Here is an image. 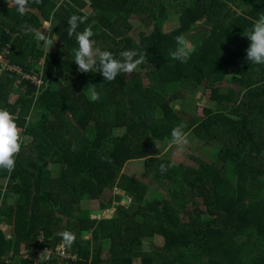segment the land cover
<instances>
[{
	"label": "trees",
	"instance_id": "16d2710c",
	"mask_svg": "<svg viewBox=\"0 0 264 264\" xmlns=\"http://www.w3.org/2000/svg\"><path fill=\"white\" fill-rule=\"evenodd\" d=\"M72 14L97 21L96 48L144 54L141 65L153 66L149 83L136 71L112 81L78 71V45L67 35ZM172 14L177 24L166 29ZM260 14L264 0H0V43L11 40L10 63L43 81L35 93L30 81L0 71V107L16 115L23 140L15 169H0V224L8 229H0V263L30 264L39 233L56 246L69 231L75 240L67 246L79 256L70 264H264V76L229 59L235 36L247 38ZM47 22L53 51L36 45V29ZM178 36L197 37L191 50L181 45L186 62L169 55ZM181 122L214 144L207 156L189 155L195 165L163 153ZM135 160L141 177L125 169ZM161 164L172 166L161 172ZM114 187L128 203L115 193L113 204ZM84 200L114 212L91 218ZM155 237L161 245L151 243Z\"/></svg>",
	"mask_w": 264,
	"mask_h": 264
},
{
	"label": "clouds",
	"instance_id": "9594fccd",
	"mask_svg": "<svg viewBox=\"0 0 264 264\" xmlns=\"http://www.w3.org/2000/svg\"><path fill=\"white\" fill-rule=\"evenodd\" d=\"M22 2L23 0H21ZM67 24V35L69 37L75 36L78 45L74 50V62L78 65L80 72H99L104 80L112 81L121 73L135 71L145 61V55L134 49L121 51L119 57L112 51L97 49L96 41L93 39L95 35L99 34V29L94 31L97 21L88 23L87 15L72 14ZM81 24H85V27L82 31H78ZM246 36L250 44L246 49L245 59L253 64L264 65V14H260L253 21L252 28ZM176 40L178 47L176 50L170 51L169 55L174 60L186 62L190 53L181 47L184 43V37L178 36ZM92 99L94 101L99 99V95L93 92ZM186 127V124L181 122L171 130L170 145L181 151L189 143V133L185 131ZM22 143L21 128L17 124L16 115L7 108L0 107V169L9 173L15 169V158L21 151ZM171 166V164H161V172L166 171ZM60 235L69 244L75 240L74 234L69 231H64Z\"/></svg>",
	"mask_w": 264,
	"mask_h": 264
},
{
	"label": "rangeland",
	"instance_id": "374dc122",
	"mask_svg": "<svg viewBox=\"0 0 264 264\" xmlns=\"http://www.w3.org/2000/svg\"><path fill=\"white\" fill-rule=\"evenodd\" d=\"M135 22V20H134ZM165 24V28L168 29V28H171L173 26H175L177 24V15L176 14H172L168 20L164 23ZM138 29V24L135 23V29L133 32H131V34L135 35V30ZM36 39H37V46L39 47H43V40H45V37L46 35L43 33H37L36 34ZM41 37H44L43 39ZM194 37H190V40L187 41L186 38H184L185 40V47L189 50H191L193 47H194V42L195 40L193 39ZM189 39V38H188ZM38 47V48H39ZM98 49V48H97ZM152 65H141L139 66L135 71L138 72L142 77H144V82L146 84H148V80L146 79V73L148 71H150L152 69ZM200 95H197V100L196 101H199L201 100L200 103L197 104V107H196V112L195 114H197L199 117H202L203 116V108L205 106L206 103H208V95H209V91L204 89V90H200ZM191 97V95H190ZM16 99V95H11L10 96V101H14ZM185 101H177L174 103V109L175 110H178L179 108H181L182 106V103H184ZM194 100L191 98L188 103H187V106L188 107H192L194 104H193ZM190 111H192L194 108H189ZM194 113V112H193ZM121 129H118L117 130V133L120 132ZM188 140H189V143L183 148V150H178L175 146H171L168 150L165 149V152L164 154L166 156H168L171 160L175 161V162H183V163H186L188 165H195V159H193L191 156L189 157V155H192V156H196L198 154L202 155V156H207V154L210 152H212L213 150L212 147L214 144L210 145V144H207L206 141L202 140V139H197L194 137L193 134L189 133V136H188ZM211 143V142H209ZM176 148V149H175ZM127 164L125 165V169L127 168ZM142 161H137L133 164H130V166L128 167V172L130 174H137V177H141L142 176ZM161 190H164L162 187H161ZM115 192H119V190L115 187L113 190H112V195L111 197L114 196V193ZM122 195L124 196V198H128L127 194H125L123 191H122ZM129 199V198H128ZM84 202V203H83ZM82 203V205L84 206V208H90L92 205H96L97 203L94 202L92 203L91 200H84ZM121 203H123L122 201H120ZM247 202V200H246ZM114 204V203H113ZM114 212V208L113 206H111L110 208H106L104 210V215L103 217H108V216H111ZM182 219L183 220H186V216H182ZM85 238H89V236H86ZM149 241L145 242V244H148ZM152 244H154L155 246H158V245H161L162 243V240L161 238L159 237H155L152 241H151ZM104 255H106V251H104Z\"/></svg>",
	"mask_w": 264,
	"mask_h": 264
},
{
	"label": "built area",
	"instance_id": "2783aa9c",
	"mask_svg": "<svg viewBox=\"0 0 264 264\" xmlns=\"http://www.w3.org/2000/svg\"><path fill=\"white\" fill-rule=\"evenodd\" d=\"M6 33H10L6 30ZM16 33L13 34L15 36ZM12 47L11 40L6 41L4 45L0 43V71H9L15 73L20 79L30 81L29 83L35 87V93L37 89L41 87L43 81L39 75L34 73H24L20 67L11 64L9 61L10 49ZM42 63V61H39ZM117 193V192H115ZM114 193V194H115ZM123 202V198L121 199ZM114 204L117 201H113ZM92 218L100 219L98 216H92ZM37 246L34 250L33 256L29 259L30 264H70L79 260L78 254L64 242L57 244L56 246H50L45 244V238L43 233H39L36 236ZM23 258H26L25 253H22ZM0 264H17L16 260L9 257L2 259Z\"/></svg>",
	"mask_w": 264,
	"mask_h": 264
},
{
	"label": "crops",
	"instance_id": "0c3cea01",
	"mask_svg": "<svg viewBox=\"0 0 264 264\" xmlns=\"http://www.w3.org/2000/svg\"><path fill=\"white\" fill-rule=\"evenodd\" d=\"M59 2H62V3H67V0H59ZM37 33H43V35L45 34L46 35V37H45V40H43V47H39V46H37V47H39L38 49H46L47 51H53V49H54V47L53 46H48V43H47V41H48V35H49V22H47V24H45V23H43V25L41 26V27H39L38 29H36V32H35V36H36V34ZM190 37L191 36H188L187 37V41H189L190 40ZM192 37H194L193 39L195 40V39H197V37L196 36H192ZM36 38V37H35ZM189 38V39H188ZM239 40H240V42H239ZM36 41H37V39H36ZM249 44H250V41H249V39L248 38H243V36H241V37H239V36H235V40H234V45H235V51H234V53H233V55H231L230 57H229V59H230V62L233 64V65H255L254 66V69H253V74H252V77L253 78H256V77H263L264 76V65H258V64H253V63H250L249 61H247L246 59H245V57H246V49L248 48V46H249ZM36 45H37V43H36ZM189 50V49H188ZM256 65L257 66H260V67H256ZM223 83H225V85H228V86H233L235 89H237L238 87L237 86H235V83H228V81L227 80H225V81H223ZM29 121H30V118H29ZM169 147H171V146H169ZM167 150H168V147L166 148ZM176 149V148H175ZM165 152V151H164ZM163 152V153H164ZM137 161H140V160H135V161H130V162H127L128 164H127V167H129L130 166V164H133V163H135V162H137ZM127 169V168H126ZM4 182H5V180L4 179H0V183L2 184L3 183V185H4ZM115 188V187H114ZM113 188V189H114ZM117 193H119V194H122V191H119V192H117ZM112 199H113V201L115 200V201H117L115 198H114V196L112 197ZM13 200V197L12 196H8V201H12ZM92 203H94L93 201H91ZM84 203V202H83ZM82 203V204H83ZM82 208L83 209H85V210H89L90 212H91V210L92 209H95V208H101L98 204H96V205H92L90 208H84V206L82 205ZM101 209H103V208H101ZM106 209V208H105ZM105 209H103V211L105 210ZM90 215H91V213H90ZM91 218H92V216H91ZM0 229L1 230H3V231H8V229H7V225L6 224H0ZM89 235V234H88ZM87 235V236H88ZM85 239H87V238H85ZM65 243V242H64ZM67 244V243H66Z\"/></svg>",
	"mask_w": 264,
	"mask_h": 264
},
{
	"label": "water",
	"instance_id": "95a60500",
	"mask_svg": "<svg viewBox=\"0 0 264 264\" xmlns=\"http://www.w3.org/2000/svg\"><path fill=\"white\" fill-rule=\"evenodd\" d=\"M123 201H124L123 203H128L129 202V199L123 198ZM90 213H91V216H98L100 218H102L103 215H104L103 214L104 211L101 208L92 209ZM108 217H111V216H108ZM82 235H83V238H85L88 235V232L87 231H84ZM65 244H66V242H65Z\"/></svg>",
	"mask_w": 264,
	"mask_h": 264
}]
</instances>
